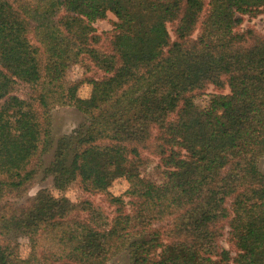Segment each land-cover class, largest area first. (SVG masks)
Returning a JSON list of instances; mask_svg holds the SVG:
<instances>
[{
    "label": "trees",
    "instance_id": "obj_1",
    "mask_svg": "<svg viewBox=\"0 0 264 264\" xmlns=\"http://www.w3.org/2000/svg\"><path fill=\"white\" fill-rule=\"evenodd\" d=\"M84 1L0 0V264H264V34L240 29L264 0ZM109 13L103 50L94 24ZM86 60L105 75L69 80ZM55 106L84 115L46 170L61 194L17 204L52 147ZM145 151L160 178L143 173ZM73 184L105 195L112 218L81 217L62 194ZM226 228L234 250L220 243Z\"/></svg>",
    "mask_w": 264,
    "mask_h": 264
},
{
    "label": "rangeland",
    "instance_id": "obj_2",
    "mask_svg": "<svg viewBox=\"0 0 264 264\" xmlns=\"http://www.w3.org/2000/svg\"><path fill=\"white\" fill-rule=\"evenodd\" d=\"M75 4L79 5L81 10H87L88 6L84 0H75ZM116 17L109 13L108 17L104 20H98L94 25L97 32L102 35V42L99 47L103 50H109L110 33L114 29V22ZM252 28L260 34H264V15H258L256 17L245 16V20L240 29L246 30ZM170 31L172 30L169 26ZM104 72L99 70L88 60L82 61L71 65L67 70L66 76L69 80H84L87 78L99 79L104 76ZM18 94L21 97H26L30 90L21 85L18 87ZM91 87L84 84L78 94L82 98H87L90 95ZM219 92L213 86H210L207 93ZM208 100V97L202 96L198 99V103L204 104ZM84 120V115L72 106H55L51 110V132L53 144L50 151L45 154L39 161H35L31 164L27 178L23 186L19 189L17 194L14 195L12 201L17 204L26 205L29 201L36 197L39 191L48 190L54 196H58L61 192L56 189L53 177L46 173L47 168L50 166L57 141L65 136L71 134ZM144 156L148 158L149 162L144 165L143 173L151 178H160L157 164L159 159L157 156L151 153V151H145ZM259 168L264 173V157L259 162ZM127 189V182L123 179H119L114 182L111 187V192L115 195H122ZM62 194H65L70 200L75 202L79 206V214L83 218H87L95 209H101L106 216L112 218L114 207L108 202L105 195L100 193H88L78 184H73ZM128 200V199H126ZM12 240L19 247V252L23 257H26L29 253V240L28 237L20 230H15L12 233ZM221 245L226 249L234 250L231 243L228 240L227 228L224 231V237L221 238ZM111 264H129V259L125 254L118 255Z\"/></svg>",
    "mask_w": 264,
    "mask_h": 264
}]
</instances>
